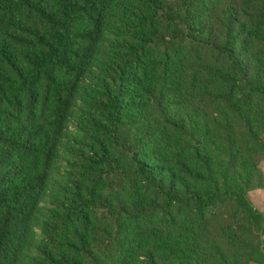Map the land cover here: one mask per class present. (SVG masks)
I'll return each instance as SVG.
<instances>
[{"label": "trees", "instance_id": "obj_1", "mask_svg": "<svg viewBox=\"0 0 264 264\" xmlns=\"http://www.w3.org/2000/svg\"><path fill=\"white\" fill-rule=\"evenodd\" d=\"M264 0H0V264H264Z\"/></svg>", "mask_w": 264, "mask_h": 264}, {"label": "rangeland", "instance_id": "obj_2", "mask_svg": "<svg viewBox=\"0 0 264 264\" xmlns=\"http://www.w3.org/2000/svg\"><path fill=\"white\" fill-rule=\"evenodd\" d=\"M259 165L263 172V186L261 188L251 190L249 194L254 204L261 211H264V158L260 160ZM251 264H254V263H251Z\"/></svg>", "mask_w": 264, "mask_h": 264}]
</instances>
